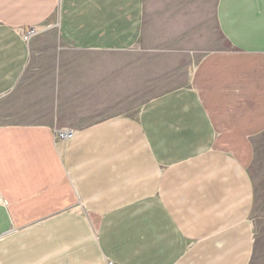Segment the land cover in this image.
<instances>
[{
  "label": "crops",
  "instance_id": "crops-1",
  "mask_svg": "<svg viewBox=\"0 0 264 264\" xmlns=\"http://www.w3.org/2000/svg\"><path fill=\"white\" fill-rule=\"evenodd\" d=\"M109 262L264 264V0H0V264Z\"/></svg>",
  "mask_w": 264,
  "mask_h": 264
},
{
  "label": "rangeland",
  "instance_id": "rangeland-1",
  "mask_svg": "<svg viewBox=\"0 0 264 264\" xmlns=\"http://www.w3.org/2000/svg\"><path fill=\"white\" fill-rule=\"evenodd\" d=\"M212 35L214 36L215 45L219 46V48L225 47L224 40L216 28H213ZM151 58L152 56H149V61H148L149 69H151L152 67L154 68L157 67L156 64H153V65L150 64L152 63ZM153 60H154V63H156V58L153 57ZM133 63H134L135 68L136 66L140 67L141 63H143L141 56H139V54L133 56ZM145 63L147 62L145 61ZM138 75H139V72H134V80L137 78ZM147 75L149 77V81L143 83V85L139 86V88L137 86V83L134 82V99H133L134 101L133 111L134 112H137V110H139V107L141 108V106L143 105L145 101L151 98L157 97V95H159L160 92H167L172 89L170 87H165L164 89H161L160 91V76H158V73L149 71Z\"/></svg>",
  "mask_w": 264,
  "mask_h": 264
},
{
  "label": "built area",
  "instance_id": "built-area-1",
  "mask_svg": "<svg viewBox=\"0 0 264 264\" xmlns=\"http://www.w3.org/2000/svg\"><path fill=\"white\" fill-rule=\"evenodd\" d=\"M36 35H37L36 29H31L27 33H24L23 41L29 42ZM74 136H75V131L71 129H62L56 133L57 140L60 141H70L73 139ZM108 264H114V263L109 262Z\"/></svg>",
  "mask_w": 264,
  "mask_h": 264
}]
</instances>
